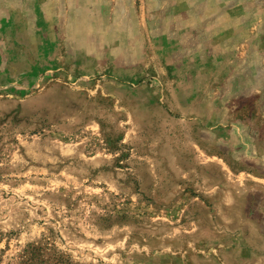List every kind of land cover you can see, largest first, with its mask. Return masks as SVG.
<instances>
[{
	"label": "rangeland",
	"instance_id": "obj_1",
	"mask_svg": "<svg viewBox=\"0 0 264 264\" xmlns=\"http://www.w3.org/2000/svg\"><path fill=\"white\" fill-rule=\"evenodd\" d=\"M264 264V0H0V264Z\"/></svg>",
	"mask_w": 264,
	"mask_h": 264
},
{
	"label": "trees",
	"instance_id": "obj_2",
	"mask_svg": "<svg viewBox=\"0 0 264 264\" xmlns=\"http://www.w3.org/2000/svg\"><path fill=\"white\" fill-rule=\"evenodd\" d=\"M47 248L42 245L27 246L20 258L18 264H72L67 258L61 254L52 253L51 257H44V249Z\"/></svg>",
	"mask_w": 264,
	"mask_h": 264
}]
</instances>
